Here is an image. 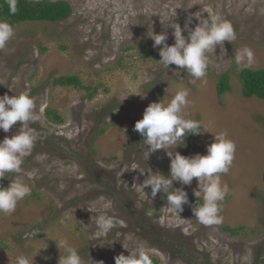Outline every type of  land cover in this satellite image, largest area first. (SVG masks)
Listing matches in <instances>:
<instances>
[{
	"label": "rangeland",
	"instance_id": "rangeland-1",
	"mask_svg": "<svg viewBox=\"0 0 264 264\" xmlns=\"http://www.w3.org/2000/svg\"><path fill=\"white\" fill-rule=\"evenodd\" d=\"M48 1L67 2L71 16L57 23L18 25L0 49V96L27 92L38 117L32 127L39 133L21 173L32 193L12 214L0 213V264H14L16 255H35L40 249L34 264H57L60 238L81 252L83 264H114L116 255L127 256L137 244H144L158 264H264V101L243 99L238 82V68L264 70V0ZM199 11L204 16L220 13L237 39L224 42V56L219 57V47L214 56L209 53L206 76L191 82L182 69L170 65L167 70L156 62L159 47L153 48L147 32H167L171 46L166 14L175 12L174 20L183 28L187 16ZM197 23L193 19L189 28ZM245 48L253 58L238 65L235 56ZM224 73L231 92L218 97L216 82ZM62 76H76L90 94L95 90L92 98L83 89L53 86V79ZM185 88L189 103L184 116L203 129L188 135L175 151L205 155L220 133L236 146L229 171L221 174L230 191L221 203L218 225L202 224L193 215L195 178L189 186L172 184L170 190L185 191L189 201L179 218L168 212L166 193L146 200L136 187L152 173L169 178L170 161L164 150L147 158L134 124L150 103L163 98L167 103ZM46 109L62 122H50ZM18 127L0 130V140ZM9 182L0 179V187ZM100 197L110 199L112 207L101 208ZM152 208L154 214L146 215ZM104 212L123 224L96 237L91 217ZM224 226L243 230L231 236L222 231Z\"/></svg>",
	"mask_w": 264,
	"mask_h": 264
},
{
	"label": "clouds",
	"instance_id": "clouds-1",
	"mask_svg": "<svg viewBox=\"0 0 264 264\" xmlns=\"http://www.w3.org/2000/svg\"><path fill=\"white\" fill-rule=\"evenodd\" d=\"M9 9L12 14H15L16 0H9ZM203 13L199 11L188 15L183 28L175 22V12L171 15L166 14L163 23L172 29L174 43L171 46L166 43L167 32L156 34L152 28L150 32L149 30L147 32V37L153 41V48L159 47L160 59L156 62L167 70L170 65H175L192 78L191 82L206 76L209 53L214 56V52L219 47V57L222 54L224 56V42L231 43L237 39L233 25L220 13L209 11L206 13L207 16ZM193 19L198 23L190 29L189 25ZM183 32L188 33L187 37L182 34ZM13 35V26L6 20H0V49L5 47ZM252 58L251 49L245 48L235 56V62L239 65L243 64L245 59L251 61ZM188 94L185 88L178 90L167 103L164 102V98L159 102L150 103L144 109L142 119L135 122L133 131L143 138L141 147L147 158L157 150H164L170 163L169 178L156 172L148 175L141 185H133H136L141 196L146 200L154 199L160 191L166 193L168 212L179 218L183 205L189 203L188 197L186 192L179 188L170 189L173 182L189 186L195 178L198 190L193 192L197 200L192 207L193 215L202 224L218 225L222 222V217L219 215L221 203L230 191L228 185L222 183L221 174L229 171L236 146L232 140L226 138L225 133H220L213 136L214 140L207 145L205 155L197 153L189 157L175 151L177 147H181V144L184 145L188 135H199L203 129L199 121L184 116V110L189 103ZM34 107V99L27 92L11 97L7 94L0 96V130L8 133L14 125L19 124L14 135L10 138L5 136L3 140H0V179L10 180L7 187H0V213L2 214H12L18 203L32 193L31 186L24 181L21 173L24 157L31 154L39 136L36 129L32 127L38 119ZM145 146H147L146 149ZM120 183L123 187L130 189L129 185L121 179ZM144 187L151 189L150 194L143 192ZM99 205L103 209H110L112 201L106 197H100ZM155 211L154 208L148 209L146 215L152 216ZM91 219L96 226V237L107 236L117 224H123L122 221H117L106 212L92 216ZM128 239L131 240V237ZM56 246L60 253L57 264H83L81 252L67 238H60ZM123 248L128 251L125 247ZM60 249H63V254ZM40 250L35 255L28 253L16 255L14 264H34V257ZM149 251L144 244H137L132 252L128 251L127 256L116 255L113 258L114 264H153ZM45 259L48 258L45 257Z\"/></svg>",
	"mask_w": 264,
	"mask_h": 264
},
{
	"label": "trees",
	"instance_id": "trees-1",
	"mask_svg": "<svg viewBox=\"0 0 264 264\" xmlns=\"http://www.w3.org/2000/svg\"><path fill=\"white\" fill-rule=\"evenodd\" d=\"M16 12L12 14L9 9V0H0V20H6L13 28L24 23H57L68 19L71 16V6L65 1L51 2L48 0H16ZM156 58V55H152ZM238 82L240 94L243 99L255 98L264 101V70H252L245 67L238 68ZM53 86L72 87L83 89L88 92V97L92 98L93 93H89L88 87H84L76 76H62L53 79ZM231 92L229 84V74L224 73L216 82V94L218 97ZM113 106H109L111 109ZM45 115L50 122L61 123L62 119L52 109H46ZM103 132V131H101ZM195 205L196 200L192 199ZM222 231L231 236H237L242 228L221 227ZM151 256V255H150ZM152 257V256H151ZM153 264H158L157 259L152 257Z\"/></svg>",
	"mask_w": 264,
	"mask_h": 264
}]
</instances>
